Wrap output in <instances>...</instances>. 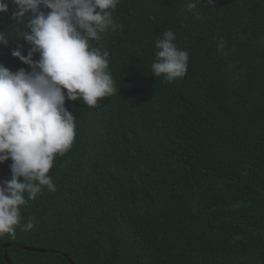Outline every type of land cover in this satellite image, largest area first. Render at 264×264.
Instances as JSON below:
<instances>
[{
  "label": "trees",
  "instance_id": "16d2710c",
  "mask_svg": "<svg viewBox=\"0 0 264 264\" xmlns=\"http://www.w3.org/2000/svg\"><path fill=\"white\" fill-rule=\"evenodd\" d=\"M120 0L110 28L90 41L109 52L116 91L96 107L66 101L73 146L20 209L34 227L0 236L11 264H264V0ZM0 14V64L23 26ZM195 13L201 17L196 18ZM174 29L188 71L155 77V41ZM227 41L223 52L219 41ZM36 60L39 55L35 56ZM67 92V90H65ZM12 161L0 164V183Z\"/></svg>",
  "mask_w": 264,
  "mask_h": 264
},
{
  "label": "clouds",
  "instance_id": "9594fccd",
  "mask_svg": "<svg viewBox=\"0 0 264 264\" xmlns=\"http://www.w3.org/2000/svg\"><path fill=\"white\" fill-rule=\"evenodd\" d=\"M119 2L0 0V14H8L9 5H14L11 19L23 26L22 38L14 40L30 46L24 55V47L18 44L11 55L31 69L13 72L0 64V164L12 161L11 179L0 183V236L14 237L18 226L31 230L35 218L22 223L20 209L35 200L44 186L56 191L49 173L56 157L71 150L76 136L77 119L66 101L96 107L115 93L109 52L92 47L90 41L106 29L123 30L112 18ZM207 3L216 5L215 0ZM196 7V0H188V11ZM175 40L174 29L162 31L151 64L153 75L169 83L188 71L189 53L178 48ZM11 41L7 32L0 31V46L8 47ZM226 46L221 39L218 51L222 53Z\"/></svg>",
  "mask_w": 264,
  "mask_h": 264
},
{
  "label": "water",
  "instance_id": "95a60500",
  "mask_svg": "<svg viewBox=\"0 0 264 264\" xmlns=\"http://www.w3.org/2000/svg\"><path fill=\"white\" fill-rule=\"evenodd\" d=\"M9 246H13V247H21V248H25V249H27V250H34V249H29V248H26V247H23V246H20V245H16V244H13V243H7V244H5L4 245V251H5V259H6V261L9 263V264H11L10 263V260H9V257H8V254H7V248L9 247ZM68 259H69V261H70V263L71 264H75L69 257H68Z\"/></svg>",
  "mask_w": 264,
  "mask_h": 264
}]
</instances>
